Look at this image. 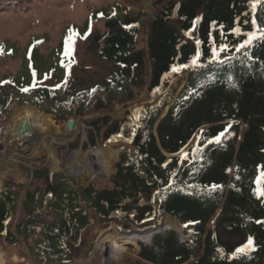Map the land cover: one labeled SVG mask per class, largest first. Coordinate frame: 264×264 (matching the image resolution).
<instances>
[{
	"label": "trees",
	"instance_id": "1",
	"mask_svg": "<svg viewBox=\"0 0 264 264\" xmlns=\"http://www.w3.org/2000/svg\"><path fill=\"white\" fill-rule=\"evenodd\" d=\"M145 14L121 15L118 11L106 24L108 34H97L96 41L104 42L99 45V56L116 66L104 83L81 90L83 85H69L61 90L62 79L55 88L36 85L20 97L35 94L39 103L55 101V110L67 113H73L71 106L80 101L79 116L87 113L98 93L107 96L98 103L102 109L131 99L132 87L146 84V52L137 49ZM259 29H264V0H172L161 7L150 25L148 40L152 65L148 90L160 99L154 106L128 110L124 119L104 133L107 141L135 145L133 150L122 148L115 188L77 187L65 170H34L33 178L43 176L48 184L27 192L23 206L27 212L39 210L40 216L32 219L26 233L16 232L31 236L47 212L51 218L45 223L53 232L49 234L44 223L39 236L54 238L58 233L69 247L71 241L79 243L81 233L91 224L85 205L105 222L130 229L151 228L167 215L166 228L181 229L182 224L183 230L156 234L151 244L141 242L140 256L150 264H184L191 259L190 264H264V39L237 51L245 34ZM65 54L66 61L73 60L74 53ZM174 67L180 71L173 72ZM0 94L1 113L10 106V98ZM241 122L247 130L239 140ZM92 124L101 128L98 121ZM195 134L187 153L166 155L182 150ZM104 148L113 168L117 159L114 144ZM75 153L68 157L69 166ZM22 187L13 182L0 192V236L5 240L16 241L10 227L17 212V190ZM136 233L129 235L149 239L144 232ZM249 238L253 242L250 249L237 252ZM125 251L119 247L121 255ZM9 252L4 250L2 255ZM43 261L60 263L56 255Z\"/></svg>",
	"mask_w": 264,
	"mask_h": 264
},
{
	"label": "rangeland",
	"instance_id": "2",
	"mask_svg": "<svg viewBox=\"0 0 264 264\" xmlns=\"http://www.w3.org/2000/svg\"><path fill=\"white\" fill-rule=\"evenodd\" d=\"M147 1L153 9H160L172 0ZM119 5L124 8H119ZM144 8L146 7L130 0H0V93H3V96L7 94L10 98V106L0 113V162L3 160V152L7 150V144L10 145L9 122L15 121L16 116L26 110L44 116L43 119L50 118L58 125V129L53 133L52 146L59 161L58 166L53 165L52 167L46 158L47 152L45 151L39 156L28 157L14 153L17 164L29 173L27 174L30 182L27 179L20 182L15 179V175H12L5 177L0 186L1 192L6 185L13 182L23 185L17 190V212L10 227L16 241L5 240L0 236V264H52L44 262L43 258L50 260V257L55 255L58 257L59 264H105L106 252L114 260L107 259L106 264H150L140 256L141 242L149 243L137 240V237H131V235L128 237L126 231L131 230L130 228L105 222L88 205H85V208L91 218V224L81 233L78 244L71 241L67 247L58 233L54 238L39 236L43 224L48 223L51 218L47 216V212L44 214L46 217L38 218L39 223L34 226L31 236L23 237L24 235L21 236L16 232L17 229V231L26 233L32 219L40 216L39 210L27 212L23 206L27 192L33 193L35 190L45 189L48 184L47 178L43 176L33 178L32 171L34 170L48 168L56 173L65 170L67 177L77 187L94 185L98 189L115 188L113 181L117 172L116 164L119 162V153L123 147H132L133 150L135 145L107 141L105 131L114 122L124 119L128 110L154 106L160 99V97L150 96L148 90L152 73L148 40L150 25L155 16L153 17L151 11ZM118 11L121 15H124V12L133 13V15H137L140 11L146 13L142 16L146 22L137 46V49H144L146 52L147 67L144 75L146 84L143 87H132L133 97L131 99H122L102 109L98 103L101 98L105 99L107 96L98 93L87 113L79 116L76 109L80 107V101L71 106L73 113H67L68 110L56 111L55 101L39 103L35 94L20 97V93L26 94L24 89L29 90L36 85L55 88L62 79L65 84L61 90H65L69 85H75L78 88L83 85L81 90L90 85L104 83L105 78L116 66L113 62L99 56V45L102 47L104 42L101 40L98 43L96 36L97 34L101 36L108 34L106 24ZM65 52L68 55L74 53L73 60L66 61ZM177 80L178 77L173 80L169 89L176 84ZM184 82L183 80V84ZM183 84L177 89L176 96L183 88ZM140 94L146 96L141 99ZM172 104L164 108L160 119L166 116ZM72 119H75V127L71 131L68 125ZM92 121H98L101 128L95 129ZM158 124L159 121L154 127L156 135ZM240 124L241 138L247 126L242 122ZM196 135L189 142L190 148L195 142ZM39 137H43L42 132H39ZM34 142L33 140L27 146H32ZM107 143H113L116 152L117 159L113 169L110 155L104 149ZM74 152H76L74 159L69 166L68 157ZM67 169H69L68 172ZM42 207L45 208V206ZM220 213L219 210L208 224V228L212 226ZM18 223H21L19 228H17ZM47 223H45L46 230L50 234L53 228L51 225L47 226ZM170 230L182 231L183 227L182 229L170 228ZM109 233L113 234L103 238ZM120 246L126 249L122 255L119 252ZM4 250L11 252L6 253L8 255H2ZM192 260L184 264H190Z\"/></svg>",
	"mask_w": 264,
	"mask_h": 264
},
{
	"label": "bare ground",
	"instance_id": "3",
	"mask_svg": "<svg viewBox=\"0 0 264 264\" xmlns=\"http://www.w3.org/2000/svg\"><path fill=\"white\" fill-rule=\"evenodd\" d=\"M130 1H133L134 3H137L138 5L142 7L152 9V7L150 6L147 0H130ZM142 93L145 94L144 91H142ZM145 96L141 94L139 95L141 99H143ZM33 112L31 110L30 111L26 110L23 113H20L18 115L16 114L17 118L14 119L15 121L9 122V127H10L9 132L11 135L9 137L10 145L7 144V150L6 152H3V160L0 162V186L2 185V182L5 177L12 176V175H15V179L20 182L26 181V176L23 170H21V167L17 164V159L14 153H18L20 155H24L28 157V156H37V155L39 156L41 155V153H43V151H45L47 152L46 158L49 161V163L52 164L51 166L52 167L53 165L58 166L59 161L56 157L54 148L52 146V139L54 136L53 133L55 130L58 129V125L55 124V122L52 119L45 118L47 119L45 120L43 119L44 116L42 117V115L41 116L36 115V113H33ZM118 112H120V108H118ZM25 122L29 124L30 129L33 133L31 136H28V137H22L20 135V131L23 128ZM39 132L43 133L42 138L39 137ZM33 140L35 141L34 144L32 146H27ZM70 165H71V162H70ZM70 169L73 172H75L72 168ZM168 216L170 217V215ZM171 218L175 221H178L174 217H171ZM144 233L149 235V239L148 240L141 239V240L149 242L151 240V236L153 233L152 232H144ZM134 234H139V233H134ZM104 259H105V264H106L107 258L105 256H104Z\"/></svg>",
	"mask_w": 264,
	"mask_h": 264
},
{
	"label": "water",
	"instance_id": "4",
	"mask_svg": "<svg viewBox=\"0 0 264 264\" xmlns=\"http://www.w3.org/2000/svg\"><path fill=\"white\" fill-rule=\"evenodd\" d=\"M160 8H161V7H160ZM144 9L151 11V14H152L153 17L155 16L156 12L159 10V8H157V9H153V8H152V9H150V8H144ZM68 127H69V130H71V131L74 129V127H75V119H72V120L69 121V125H68ZM32 134H33V133H32V131H31V129H30L29 124H28L27 122H25L23 128H22L21 131H20V135H21L22 137H28V136H31ZM242 136H243V135H242ZM242 136H241V138H242ZM241 138H240V139H241ZM194 141H195V139H194ZM194 141H193V142H194ZM193 142H192V144H193ZM186 146H188V147H186ZM186 146H185L182 150H180L179 152H177V153H174V154H168V153H166V154H167V155H170V156H172V157H176V156L183 155V154H185V153L187 152V149H189L191 145H189V143H188ZM131 148H132V147H131ZM119 159H120V153H119L118 160H119ZM21 170H23V172H24V174H25V176H26L27 181L30 182V179H29V177H28V174L25 172L24 169L21 168ZM66 171L68 172L69 169H67ZM220 211H221V210H220ZM169 215H170V214H169ZM170 217H172V216L170 215ZM167 229L170 230V228H166V227L163 225V222L161 221L158 225H155V226H153V227H151V228H145V229H131V230H127L126 233H127V235H129V234H133V233H136V232H142V231H144V232H152L153 234H152V236H151V240H150L149 242H147V243L151 244L152 239H153V237H154L156 234H159V233H161V232H164V231H166ZM181 229H182V224H181ZM144 242H146V241H144ZM105 257H106L107 259L109 258V254H108V252L105 253Z\"/></svg>",
	"mask_w": 264,
	"mask_h": 264
},
{
	"label": "snow or ice",
	"instance_id": "5",
	"mask_svg": "<svg viewBox=\"0 0 264 264\" xmlns=\"http://www.w3.org/2000/svg\"><path fill=\"white\" fill-rule=\"evenodd\" d=\"M255 6H256L255 3H253L252 4L253 9H255ZM235 31L238 33L240 31V29L237 28ZM245 35L247 38L241 44H239L237 51H239L240 49H244L247 46H251L253 41L256 39H264V29H259L258 32H248ZM213 55L216 56L217 53L213 52ZM218 62L223 63V61H218ZM195 63H196V60L194 59L193 64H195ZM178 71H180V69L175 68V67L173 68V72H178ZM24 91H27V89H24ZM137 119H138V117H137ZM133 131H134V129H133ZM217 140H219V137H217ZM212 187L216 188L219 186L214 185ZM262 194H264V193H262ZM252 244H253L252 239L249 238L247 244L242 246L241 248L237 249L236 251L243 253L246 249H250V246H252Z\"/></svg>",
	"mask_w": 264,
	"mask_h": 264
},
{
	"label": "clouds",
	"instance_id": "6",
	"mask_svg": "<svg viewBox=\"0 0 264 264\" xmlns=\"http://www.w3.org/2000/svg\"><path fill=\"white\" fill-rule=\"evenodd\" d=\"M162 7H163V6H162ZM159 10H160V9H159ZM155 15H156V14H155ZM242 137H243V136H242ZM241 139H242V138H241ZM241 139H240V140H241Z\"/></svg>",
	"mask_w": 264,
	"mask_h": 264
}]
</instances>
